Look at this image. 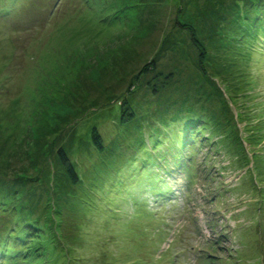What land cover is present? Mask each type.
I'll list each match as a JSON object with an SVG mask.
<instances>
[{
  "label": "rangeland",
  "instance_id": "obj_1",
  "mask_svg": "<svg viewBox=\"0 0 264 264\" xmlns=\"http://www.w3.org/2000/svg\"><path fill=\"white\" fill-rule=\"evenodd\" d=\"M179 2L0 0V189L4 184L9 193L12 185L17 196L3 211L8 193L0 191V242L20 247L6 232L32 222L19 264H264V37L253 39V48L238 36L234 55L213 30L238 11L233 0ZM259 3L246 7L257 10ZM191 4L218 13L204 22ZM145 5L134 23L135 8ZM118 11L126 19L106 20ZM131 25L138 30L132 41ZM169 76L192 95L188 107L170 106L180 97L174 87L155 93L157 81ZM119 79L123 86L113 89ZM136 97L142 106L131 123L143 125L152 148L141 153L129 147L121 118V105ZM146 114L167 146L176 121L195 115L201 133L187 150L192 155L177 159L194 176L166 155V144L150 139ZM158 116L169 118L168 128ZM131 140H141L140 133ZM114 141L118 151L111 153ZM60 148L85 172L78 198L79 183L63 168ZM95 171L107 185H91Z\"/></svg>",
  "mask_w": 264,
  "mask_h": 264
},
{
  "label": "trees",
  "instance_id": "obj_2",
  "mask_svg": "<svg viewBox=\"0 0 264 264\" xmlns=\"http://www.w3.org/2000/svg\"><path fill=\"white\" fill-rule=\"evenodd\" d=\"M175 1L178 4L180 3L179 0H175ZM233 1L235 2L234 5L238 8V11H236L234 14L231 15V19H230L229 22H224L223 24L221 22L220 24H218L217 29H213V30L215 32V35L216 34L218 35L217 37L220 39V41H222V40L226 41L227 40L226 43H228L231 48L233 46L232 49H234L233 53L235 55L236 50L239 49V46H240V45L237 44V42L239 41L238 36H242L243 38L248 37V40H250V41H252L253 39H255L257 37H259L260 39H262L264 37V0H260V3L258 5H261V6L257 7V10H255L254 8L248 9L246 6L248 4L250 5L251 3H254L255 1H259V0H253L252 2H251V0H233ZM88 2H89V0H88ZM241 3H246V5H242ZM187 5H188L187 2H185V6H187ZM193 5L194 4L190 5V9L189 10L191 12L192 11L193 12H197V14L199 13L200 16H202V20H204V22L208 21V19L211 18V17L208 16L210 13H212V14H214L215 12L218 13L215 10V8L212 9V8L207 6V7H202L201 9H199V8H196L195 5L194 6ZM132 7L134 8L135 6H131V8ZM214 7H215V4H214ZM186 10H188V7H187ZM211 10H212V12H211ZM140 11H141L142 15L145 14L146 13V5H145L144 9H141L140 7L139 8H137V7L135 8L134 13H135L136 20H135L134 23H140L141 22L140 14H139ZM118 12H119L118 14H113V12L108 13V15L105 16L106 20L111 21V22L114 23L117 20L120 21V20L124 19L125 18V16H124L125 13H123V15H122L120 11H118ZM185 14H186V12L184 14L182 13V15H185ZM217 15H215V16L217 17ZM221 17H222V15L220 17L218 16L217 17L218 20ZM194 19L195 20L193 22L197 25V22L199 21L198 15L197 16L195 15ZM199 23H200V26L203 25V21L202 22L199 21L198 24ZM233 25H234V27L232 28ZM131 27H132V32L129 35V36H131L129 40L132 41L133 39H131V38H133V37L136 38V35H138V34H136V32L138 30H137V26L131 25ZM230 29H231V31H230ZM151 31H152V29H149V31L147 32V35H149ZM209 31L211 32L212 30H208L206 32L209 33ZM137 37H139V36H137ZM174 37H175L174 35H172L170 37V38H172V42H171L172 45L174 44ZM193 39H194V37H193ZM194 40H196V39H194ZM197 41L199 43L198 47L200 45V47L197 48V49H201L203 51L205 49L204 46L200 43V41L198 39H197ZM256 43L257 42L253 43V41H252V45L251 46H253V48L257 47L258 45ZM117 45H119V44H117ZM140 48L144 49L143 45ZM253 48L250 47V49L255 50ZM169 49L172 50L171 46L169 47ZM140 53L139 52L136 53L134 55V57H131L130 60H128L126 63H124L126 68H124L122 70L123 74H125L128 71L130 64L132 65V64H134V63H136L138 61V58L141 57L139 55ZM203 62L200 61V65L201 66L203 65ZM121 64H123V62H121ZM111 65H112L111 67H115L116 68V66L114 64H111ZM156 65L157 64L153 63L152 64V68L147 71V74L151 73L152 71H155V69L157 67ZM115 68H114L113 72L116 71ZM129 71H130V69H129ZM113 72L109 71V74L112 76L111 73H113ZM133 72H135L134 71V67L132 68V72H129V74H132ZM156 73H158V72H156ZM161 73L162 72H160L158 76H161L160 75ZM104 77H107V76H104ZM104 77H101V78H104ZM154 78H156V76H154ZM107 79L109 80L111 78H107ZM176 79H177L176 77L175 78L173 77V79H172V76H169L165 81L161 82L164 85V87H161L162 86L161 83L159 81H157V86H156V84H154V86H156V88H155L156 92L155 93H157V92L160 93L159 91L174 87L175 91L180 92V97L177 98L176 100L173 99L172 102H170L171 103L170 106H174L175 105V106H177V108H180V110H181V108H183L184 106H186V107L189 106L188 105L189 104V102H188L189 101V97L191 98L192 95L185 96V94L187 92L189 93L188 89L185 88L184 84H177ZM103 80L105 81L106 78H104ZM117 82H118V85L114 86L113 89H121L120 87L123 86L122 82H124V80L123 79L122 80L119 79ZM197 85L198 84H197L196 81H195L194 85L190 82V86H194V87H192L193 89L195 87H197ZM190 90L192 91L191 87H190ZM148 101L149 100H146V105H147ZM141 103H142V100H140L139 97H136L132 101L128 99V101L124 102L123 105H121V111L123 113H126V117L123 118L124 114L122 113L121 114V118H122V120L126 121L125 122L126 124L131 123L133 121V119L136 117V110H137L138 107L142 106ZM160 103H163V101H161ZM128 108L131 110V112H129V111L126 112L128 110ZM124 109H127V110H124ZM146 115H147L146 125H148L152 129V133H153L152 137L150 136L151 137L150 139H155L156 143L157 142L161 143L164 146L166 144V147H167L166 155H170L172 153L173 157H175L176 160L177 159L179 160V157H184V155L186 156L185 158H189V156H188L189 154L192 155V153H190V151H187V150L188 149L191 150L190 148L195 144V142L197 140V137L201 133V131L198 130L199 128H198V125L196 123L195 115H193L194 117L191 116V115H185V116H182L183 117V119H181V120H183L182 122H181V120L176 121V124L178 126L177 133H175L174 135H170V132L166 133V134L170 135L171 138H174L173 139L174 142H172L171 145H168V146H167V142L163 143V140L167 141V139H164V132L162 130L159 131V129H156L155 127H153L154 122L150 121V120H156V119L151 118V116L148 117V114H146ZM44 118L42 119V121L44 120ZM157 119L161 120V122H159L160 126L167 127V128L169 127V126H167L168 125L167 121L169 120L168 117H166L165 119H162V118H160V116H158ZM126 124H124L125 125L124 127H125L126 130H128L127 132H129L131 134L130 138L128 137V144L131 145L129 147L133 150V153H141L140 151H141V149L143 147L146 148V150L152 149V148H147V143L148 142L146 141V137H144L146 134L142 131L143 130V125L140 124V122H133V123H131V125L130 124L126 125ZM93 126L91 127V130L93 132L91 134L92 135L91 138L93 139L94 144L99 146L100 142H102V135H101L100 131L99 132L97 131V129H99V127L97 125H93ZM138 132L141 135V140H138L137 142L135 140H131V138L133 139L134 136H136V134ZM158 134H161L162 137L161 138H157L156 136H158ZM103 143H104V141H103ZM112 144L114 145V149L111 148L110 150H111V153H115L116 151H118L117 150L118 146H115V144H116L115 141ZM145 144H146V146H145ZM93 148H95V149H93ZM78 149L80 150L81 148H78ZM79 150H78V152H79ZM192 151H193V149H192ZM95 152H97L96 151V147H92V149L90 150V153H92V155H93V153H95ZM106 153H104V156L106 157L105 159H107V154ZM90 158L93 159L92 156H90ZM59 159H60V162H61L63 168L65 169L69 179L71 180V182L74 185H77L79 183V186H77L78 189L75 191V195H76L75 197L78 198L77 196H80L79 191H82V187L85 184L84 182L81 183V179L83 180V178L85 177V172H84V170L83 171L79 170V168L75 165L74 161L70 158V156L67 153L65 148H60L59 149ZM177 163H178L177 165H180V166H184V163H185L184 168L189 167V166H187L188 165L187 162L184 161V160L183 161L180 160ZM188 170L190 172V175L194 176V170H190V168ZM96 173L94 175L97 176V179L92 181L91 185H93L94 187H97L98 186L97 182H100V184L107 185L106 181H103L101 183V179L100 178L104 179V177H102L103 175L101 174L102 172L101 171H97ZM148 176H150V175H147V173H146V178ZM0 185H2V184H0ZM6 187L7 186L3 184V188H1L0 191L4 190V192H6V190L8 189ZM10 187H11L10 188L11 191H9V193L6 192V193H8V196L7 197L5 196L6 197L5 198V202H7V200H8V204H9L8 208L4 209L5 207L0 204V206L3 207V211L4 210H8L11 207H13V201L16 200V198H17V196H16V194L14 192V190H15L14 187L12 185H10ZM69 190L70 189H68V191L66 192L67 194L69 193ZM166 193H167V196H168L169 192H166ZM79 198L81 199V197H79ZM30 209H32L31 206H30ZM22 221L23 220L21 219L20 222H22ZM8 224H9V222L6 223L5 227H7ZM15 225H16L15 227L9 228L10 230H8L6 232V236H8L14 243L16 241H18V243H21V246H22V244H23L22 241L24 242L26 237H28L29 234L33 232L31 230L28 231L30 228H32V222L29 221L27 223V225H25L24 227H21V225L19 223L18 224L16 223ZM19 227L21 229H19ZM0 229H1V227H0ZM14 231H15V233H13ZM1 241H4V240L2 239ZM2 244H4V243L0 242V247H1L0 248V264H19L22 261V258L25 256V253L27 251H25L24 249H21V246L17 247L18 248L17 249L15 246H11V244H8V243H6L4 245H2ZM14 247L16 248V251L11 249V248H14ZM28 251H29V249H28Z\"/></svg>",
  "mask_w": 264,
  "mask_h": 264
}]
</instances>
